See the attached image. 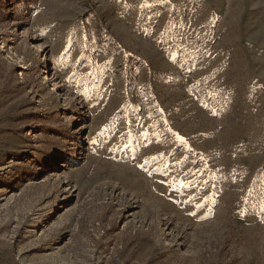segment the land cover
<instances>
[{"label": "rangeland", "instance_id": "obj_1", "mask_svg": "<svg viewBox=\"0 0 264 264\" xmlns=\"http://www.w3.org/2000/svg\"><path fill=\"white\" fill-rule=\"evenodd\" d=\"M0 264H264V0H0Z\"/></svg>", "mask_w": 264, "mask_h": 264}, {"label": "snow or ice", "instance_id": "obj_2", "mask_svg": "<svg viewBox=\"0 0 264 264\" xmlns=\"http://www.w3.org/2000/svg\"><path fill=\"white\" fill-rule=\"evenodd\" d=\"M171 59H173V60H175L176 59V57H171ZM176 136H177V139H178V141H179V143L181 144V145H187V140L183 137V136H179V134H176ZM95 142V141H94ZM189 151H191V149H189ZM141 167H143V165L141 166ZM185 186H189V185H185ZM202 205H197V207H201ZM192 215H195V213H191Z\"/></svg>", "mask_w": 264, "mask_h": 264}]
</instances>
